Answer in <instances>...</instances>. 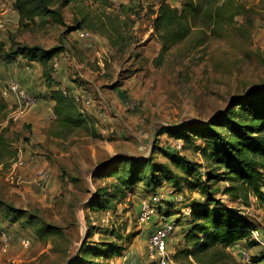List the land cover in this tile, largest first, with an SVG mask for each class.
Returning <instances> with one entry per match:
<instances>
[{"label":"rangeland","instance_id":"obj_1","mask_svg":"<svg viewBox=\"0 0 264 264\" xmlns=\"http://www.w3.org/2000/svg\"><path fill=\"white\" fill-rule=\"evenodd\" d=\"M168 1L179 5L183 0ZM159 2L79 0L60 7L59 15H47L44 22L36 18L27 24H21L16 13L3 16L0 58L13 55L18 68L33 70L34 88H26L41 103L13 119L7 132L23 162L14 157L0 164V264H76L79 256L94 264H158L148 238L163 219L174 223L167 238L170 264H196L182 253L189 219L183 210L211 200L255 222L263 242L249 247L241 240L227 246L229 263L259 264L253 261L259 259L256 262L264 264L263 209L254 196L249 207L231 201L223 192L228 181L222 176L208 180L202 152L206 140L192 131L204 129L235 98L263 89L264 0H240L244 12L231 24L216 32L193 28L162 55L150 14ZM82 19L80 27L70 30ZM78 29L92 36L81 38ZM25 46L63 47L52 60L50 75L58 83L73 81L76 90L91 94L93 104L85 114L99 136L47 135L53 121L51 87L41 64L24 56L25 51L11 53ZM55 62L63 68L56 69ZM8 105L12 111L17 107ZM38 105L45 116L35 128L38 120L28 116ZM121 158H143L149 167L165 165L172 172L173 183L162 178L157 189L166 193V200L148 220L139 219L140 200L157 191L155 184L148 190L141 184L126 188L105 174ZM39 169L49 172V181L40 186L33 183ZM195 181L205 183L204 189L195 188ZM4 233L11 236L6 247ZM23 237L30 240L26 247ZM83 247L94 253L86 255ZM244 254L253 262L246 263Z\"/></svg>","mask_w":264,"mask_h":264},{"label":"trees","instance_id":"obj_2","mask_svg":"<svg viewBox=\"0 0 264 264\" xmlns=\"http://www.w3.org/2000/svg\"><path fill=\"white\" fill-rule=\"evenodd\" d=\"M77 1L14 0V9L21 24L35 22L36 18L44 22L47 15H59L60 7ZM243 12L244 5L240 0H183L179 5L160 0L158 7L153 6L150 14L153 16V32L161 40L162 55L172 45L183 41L193 28L216 32L222 30L225 24H231ZM82 21L70 30L80 27ZM112 28L116 30L114 26ZM19 50L25 51L24 56L42 65L44 79L51 87L54 117L49 134L57 138L67 137L74 132L99 136L88 115L73 101L70 92L64 94L50 75L54 67L52 60L63 52V47L54 46L43 50L37 46H25L11 53L17 55L21 53ZM13 57L10 55V58ZM11 111L8 102L0 98V164L8 162L17 154L14 137L7 134L13 120ZM192 131L195 136L206 140L207 146L202 152L208 162V180L222 176L228 181L223 192L231 201H241L249 207L252 204L251 196H254L264 213V87L250 90L247 96L235 98L231 107L228 106L211 119L204 129ZM147 163L143 158H121L112 162L111 169H106L105 174L114 176L126 188L141 184L148 190L150 184L154 183L155 191L163 184L162 178L173 183L172 172L167 166L159 165L155 169ZM204 184L195 181L194 187L204 189ZM13 218L17 220L19 215L14 213ZM188 218L182 253L190 254L196 264H231L227 246L241 240L249 247L259 244L252 235V231L257 228L256 223L238 213L227 211L223 204L215 200L193 205ZM189 247L193 249L189 250ZM81 250L86 255L94 253V249L88 253L84 247ZM82 258L79 256L76 264H94L91 259ZM250 260L258 263L256 261L259 259L252 261L250 257Z\"/></svg>","mask_w":264,"mask_h":264},{"label":"built area","instance_id":"obj_3","mask_svg":"<svg viewBox=\"0 0 264 264\" xmlns=\"http://www.w3.org/2000/svg\"><path fill=\"white\" fill-rule=\"evenodd\" d=\"M16 13L14 9V0H0V31L6 28L5 21L3 20L4 15ZM78 36L81 38H88L91 37L92 34L87 29H78ZM0 87L2 90L0 94L5 99L10 97H14L16 99L17 107L10 113V117L15 119L23 114H25L29 109L35 106L38 102V98L35 96L33 92L27 90L25 86L19 83L17 80L14 79H3L0 77ZM64 94H67L65 90H63ZM73 98V101L80 107V109L84 112L91 108L93 104V97L89 92L86 90H75L70 93ZM54 117V116H53ZM52 117V118H53ZM15 162L18 164H22L23 160L21 159L20 155L16 154ZM49 181V172L46 169H39L33 179V183L40 186L44 185ZM157 190L154 193L150 194L146 198H142L140 200V213L139 219L144 221L148 220L155 212L156 208L159 203L166 200V193L164 191ZM187 209V208H186ZM183 210L184 214H189V210ZM174 232V223L168 219H163L156 227V229L150 234L148 238V245L151 255H153L158 264H170V251L167 248V238ZM254 238L260 242L261 239L259 238L260 234L257 229L252 231ZM3 245L6 247L10 240L11 236L7 235L6 233L2 236ZM23 246H28L30 244L29 237H23L21 240ZM243 260L246 263H250V257L244 254Z\"/></svg>","mask_w":264,"mask_h":264},{"label":"crops","instance_id":"obj_4","mask_svg":"<svg viewBox=\"0 0 264 264\" xmlns=\"http://www.w3.org/2000/svg\"><path fill=\"white\" fill-rule=\"evenodd\" d=\"M31 62H33V61H31ZM55 67H56V69L59 68V67H60V69H62L63 65L60 64V66H59L58 62H55ZM0 72H1L0 73L1 77L3 79H5V80L6 79H14V80H18V81L20 80L21 81L20 83L24 84V85L22 84L23 86H25L27 88L29 87L30 89L33 90L34 85H35L34 83L31 82V80L33 79V76H34L33 70L30 68V71L27 72V71H25V69L23 67L18 68L17 67V62L13 58H9V57L0 58ZM23 76H26V77H24L25 79H23ZM63 81L64 80H62L61 83L57 82L58 83L57 87H59L61 89V86L63 84V86H66V88H71V89L68 90L70 93L76 90V86H75L73 81H70V83L68 85L64 84ZM63 86H62L61 90L65 89ZM9 103L15 104L16 103V99L14 97H11L10 101L8 100V104ZM38 103H41V100H40V102L38 100L37 104ZM48 103L50 105L49 106V112H50V117L52 119L54 101H53V99H51V96H50V99L48 100ZM25 115H23V116H25ZM44 116H45V110L41 107V105H38L35 108V110H33L31 112V114L28 116V119H33L36 122L38 120L37 124H35V126H36L35 128H37L38 126H40L39 125L40 123L44 122L43 121L44 120L43 119ZM47 135H50L49 132L47 133ZM169 196H171L170 200H173L172 199V195H169ZM169 196H168V198H169ZM178 238L180 239V237H178ZM258 263L260 264V262H258Z\"/></svg>","mask_w":264,"mask_h":264}]
</instances>
